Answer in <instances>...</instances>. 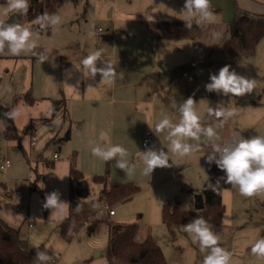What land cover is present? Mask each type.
Wrapping results in <instances>:
<instances>
[{
  "label": "rangeland",
  "instance_id": "rangeland-1",
  "mask_svg": "<svg viewBox=\"0 0 264 264\" xmlns=\"http://www.w3.org/2000/svg\"><path fill=\"white\" fill-rule=\"evenodd\" d=\"M58 1L57 11L47 12L59 14L61 24L55 34L50 29L41 31L36 49L37 52L49 49L44 63H39L31 54L12 56L7 51L0 54V114L16 107L22 113L15 122L8 120L0 124V217L18 228L31 248L44 250L48 246V254L56 259L52 258L51 264H94L99 257L108 258L107 223L99 222L94 231L87 226L104 216L109 217L110 222H137L146 228L162 246L168 264H202L204 254L198 243L184 232V225L176 228L173 237L163 222V203L166 198L179 197L186 208L194 207L195 195L203 189L207 178L206 157L212 151L210 143L202 136L198 152L184 158L170 155L171 166L154 169L150 177L142 174L143 164L137 152L163 147L167 151V131L155 134L148 124L154 129L161 113L172 111L179 116V103L190 96L196 102L204 126L218 123L214 115L208 113L210 107L215 108L220 103L237 109L235 117L216 128L220 136L218 143L230 140L235 133L245 139L264 136V24L259 26L260 38L254 54L242 55L233 62L221 58L215 63L211 60L194 63L191 57L184 58L178 42H172L167 47L169 53H165L162 42L156 44L149 40L150 21L181 19L178 15L185 3L181 0ZM211 2L215 4L211 5L215 20H234L239 8L235 7V0ZM3 6L5 3H0V7ZM22 22L31 23L26 13ZM114 34H118L117 41ZM181 45L188 47L185 43ZM96 49H103L104 58L113 62L119 74L114 83L101 82L99 74L95 80L89 79L83 68L81 60ZM148 51L156 53L153 68L157 67L161 74L172 72L165 78L166 84L179 73H189V84L185 79L174 82L157 98L161 109L156 118L149 104L138 102L152 98L153 86L145 84V77L149 75L142 73L155 61L149 59ZM164 53L166 56H161ZM225 65L255 79L253 92L242 97L207 92L205 85L210 82V74L218 73ZM92 84L103 91L102 106L91 105L89 86ZM28 93L35 99L33 103L27 101ZM61 96L67 100V117L45 120L51 115L50 98ZM167 102L170 107H165ZM113 112L116 115H112ZM9 129H15L20 137L8 138ZM68 129L72 136L66 140L63 137ZM101 130L109 133L113 144L128 150L129 163L137 165L133 175H125L115 168L114 161L104 162L92 155L91 143L98 141ZM148 131L153 132L154 139L149 147H144ZM34 136L37 140L32 145ZM187 142L195 143L190 139ZM56 151L58 159H54ZM8 160L10 165L3 168L1 165ZM73 168L81 169L88 179L91 192L87 197L71 192ZM96 174L107 175L109 182L134 183L140 190L131 198L110 205L115 210L113 215L105 212L97 216V211L104 208L107 201L100 198L105 184L94 179ZM52 191H58L61 200L69 204L63 219L57 217L50 221L51 210L42 206L46 193ZM89 196L90 199L82 200ZM223 200L226 205L223 222H230L214 231L219 245L232 253V264H264V258L251 252L252 242L264 237V193L243 197L238 188L232 186L224 190ZM79 201L81 207L77 211ZM93 203L99 207L94 208ZM64 224L74 228L70 239L62 233Z\"/></svg>",
  "mask_w": 264,
  "mask_h": 264
},
{
  "label": "clouds",
  "instance_id": "clouds-1",
  "mask_svg": "<svg viewBox=\"0 0 264 264\" xmlns=\"http://www.w3.org/2000/svg\"><path fill=\"white\" fill-rule=\"evenodd\" d=\"M28 7L29 0H5V6L0 7V17H4L0 19V54L5 51L12 56L31 54L42 64L47 60L49 49H44L41 52L36 51L39 47L40 32L50 29L55 34L61 24V16L57 13L45 12L37 16L30 24H24L15 19L12 23H6L11 14L20 13L24 16ZM178 17L184 21L185 27L188 29L192 28L193 22L210 24L215 21V14L211 10V0H185ZM211 35L213 38L219 39L221 34L213 31ZM81 64L89 79L95 80L99 74L101 82L111 84L118 78L119 74L111 59L104 58L103 49L90 52L81 60ZM209 79L210 82L205 85V90L226 97H242L252 93L256 86L255 79L230 70V65L221 67L216 74H210ZM195 103L191 96L179 103L178 122H173L167 114L162 113L161 118L155 123L154 129L148 124L155 134L167 131L168 145L167 151L163 147L161 149L148 148L145 151L137 152V157L143 164L142 174L150 177L154 169L170 167V155L184 158L198 152L199 141L203 136L212 148L206 157V162L209 165L214 163L224 173V176L219 180L237 187L239 194L243 197L250 198L264 193V136L254 135L245 139L240 133H235L230 140L218 143L220 136L217 134L216 128L223 127L225 122L235 117L237 109L231 106L225 107L220 103L215 108L210 107L207 111L210 115H214L218 123L215 126H204L201 123V116L197 113ZM21 115L19 107L11 108L0 114V124L8 120L15 122ZM189 139L195 143H188ZM90 151L93 156L104 162L114 161L115 168L124 172L125 175L131 176L135 173L137 165L129 163L128 150L120 144H113L107 131H100L98 141L91 143ZM88 199L90 196L82 200ZM80 201L76 207L77 211L81 207ZM42 206L44 209L51 210L49 216L51 221L57 217L63 219L69 204L61 200L58 191H52L46 193ZM93 207H99V204L93 203ZM229 222L228 220L224 221V223ZM183 230L194 243H198L200 252L204 254L202 264H232V253L219 245V237L203 216H195L183 226ZM48 249V246H45L44 250L37 247L33 264H49L53 256L48 254ZM251 252L254 256L264 258V237L257 238L252 242ZM94 264H109V261L107 258L99 257Z\"/></svg>",
  "mask_w": 264,
  "mask_h": 264
},
{
  "label": "trees",
  "instance_id": "trees-1",
  "mask_svg": "<svg viewBox=\"0 0 264 264\" xmlns=\"http://www.w3.org/2000/svg\"><path fill=\"white\" fill-rule=\"evenodd\" d=\"M5 3V0H0ZM58 0H29V7L26 12L31 22L39 15L47 11H57ZM7 23V21H6ZM264 24V15H251L238 8L233 21L230 22V36L222 45L221 52L224 60L233 62L242 55L255 53L260 38L259 26ZM150 25L157 29L160 34L168 38H183L188 35V28L184 21H150ZM27 101L33 103L34 98L27 95ZM51 99V115L45 120L57 117H67V100L64 96ZM31 129V128H30ZM8 138H19L20 135L15 129H9L6 133ZM72 131L68 129L63 139H71ZM224 173L212 165H207V181L203 186L202 193L205 198V208L196 210L184 206L179 197L166 198L163 203V222L171 230L173 237L176 235V228L185 225L195 216H203L212 226L213 231L224 226L223 216L226 205L223 200V191L231 188L232 185L225 184L219 180ZM94 179L105 184L100 193L101 200H106L107 205L127 200L139 192V186L134 183L109 182L107 175L96 174ZM71 192L87 197L90 194L88 179L81 169L73 168L71 171ZM219 180V182H217ZM74 181H78L74 184ZM99 222H106L109 229L108 240V261L109 264H168L162 246L150 235L143 238L141 227L137 222L121 223L110 222L109 217H101L92 221L88 228L94 231ZM62 233L71 238L73 227L62 225ZM71 229V231H70ZM36 249L29 246L28 240L20 235L19 229L8 225L0 217V264H33ZM51 264V262H49Z\"/></svg>",
  "mask_w": 264,
  "mask_h": 264
},
{
  "label": "crops",
  "instance_id": "crops-1",
  "mask_svg": "<svg viewBox=\"0 0 264 264\" xmlns=\"http://www.w3.org/2000/svg\"><path fill=\"white\" fill-rule=\"evenodd\" d=\"M211 5H215V4H213L211 2ZM234 5L236 8L239 7L240 10L246 11L247 13H249L251 15H264V0H235ZM229 12L231 15V13H232L231 7L229 9ZM166 19H178V18L166 17ZM228 19L229 18H227V20L218 19V20H215L213 23H210V24L209 23H200V24L194 23L192 28L189 29L188 35L186 37L178 38V39L168 38V37L163 36L162 34H160V32H158L157 29L153 28L149 22V32H148V35L150 37L149 40H150V43L155 42L156 44H158V42H162L163 46L165 47V49H164L165 53H169V51L167 50L168 49L167 47H169V45H171L172 42H174V41L178 42L177 43L178 48L181 52L184 53V58L186 60H189L191 57V59L194 61V63H196V62L203 63V62H206V60H211V63H215V62L220 61L221 58H224V55L222 54L221 49H222L223 42L227 38H229V36H230L229 25H230L231 21H228ZM179 20H181V19H179ZM169 21H173V20H169ZM213 31L219 32L221 34L219 39H215L212 37L211 33ZM123 37H125V35ZM114 38H115V41H117L118 34H114ZM183 40H186V41H183ZM148 43H149V41H148ZM181 43H185L188 47L184 48L183 45H181ZM165 53L161 56H166ZM148 57H149V59H152L155 61L152 65H150L151 68H147V70H143L142 73H147V75H149V77H145V84L147 86L148 85L153 86L152 94H151L152 98L151 99L150 98L142 99L138 102L149 104L150 105L149 110L151 111L152 116L156 118L157 113L161 109V106H158V104H157V98L160 95H162L164 92H166V88L169 87L170 85H172L174 82H180L181 80L184 81V79L186 81V80H188L187 79L188 77L184 78V79H179L180 76L182 75V73H179L178 77H175L172 81H170L168 84H166L165 78H167V76L170 77V74L172 72H169V73L164 72V74L159 73L157 67L153 68L154 65L156 64V53H153V52L150 53V51H148ZM150 74H152L151 76H153V77H150ZM189 83L190 82L188 80L186 82V84H189ZM103 86L107 87V86H105V84H103ZM90 90H91V94H90L91 105L102 106V103H103V96H102L103 91H102V89L98 90L97 86L92 84L90 87ZM111 91H113V90H111ZM115 91L116 90H114L113 93H115ZM108 93L111 95V92H108ZM164 97H166V96H164ZM51 98H53V97H51ZM170 105H171L170 102H167L165 107H170ZM68 113H69V110L67 111V115H68ZM112 115H116V113L113 112ZM167 115L170 117V119L173 120V122L179 120V116L176 115L172 111H169L167 113ZM146 136H147V134H146ZM152 143H153V141H152ZM206 171H207V168H206ZM206 181H207V178L205 180V183H206ZM199 192H202V190H200ZM193 203H194V207H192V209L193 208L195 209V198H194ZM148 234H150L152 236V234L149 233V231H147L146 228L141 227V234L138 237L141 239Z\"/></svg>",
  "mask_w": 264,
  "mask_h": 264
},
{
  "label": "built area",
  "instance_id": "built-area-1",
  "mask_svg": "<svg viewBox=\"0 0 264 264\" xmlns=\"http://www.w3.org/2000/svg\"><path fill=\"white\" fill-rule=\"evenodd\" d=\"M182 2H185V0H181ZM189 77V73L187 71H184V73H182V75L180 76L179 79H184V78H187ZM36 136L33 137V140H32V145H35L36 144ZM153 141V132L152 131H149L147 133V136L145 137L144 141H143V146L144 147H149L150 144L152 143ZM60 156H59V153L56 151L54 153V159H58ZM10 165V161L8 160L7 162L3 163L1 166L3 168H7V166ZM105 212H107L108 215H113L115 213V210L113 207H110L109 205H105L104 208L100 209L97 211V216H102V214H104ZM88 223V222H87ZM90 224V223H89ZM87 224V226L89 225ZM32 225V224H31ZM56 259L53 258V261H55Z\"/></svg>",
  "mask_w": 264,
  "mask_h": 264
},
{
  "label": "water",
  "instance_id": "water-1",
  "mask_svg": "<svg viewBox=\"0 0 264 264\" xmlns=\"http://www.w3.org/2000/svg\"><path fill=\"white\" fill-rule=\"evenodd\" d=\"M14 19L22 22L23 21V15H21L20 13L11 14L9 19L7 20V23H12V21ZM205 206H206V204H205L204 194L202 192L197 193L195 195V209L196 210L204 209Z\"/></svg>",
  "mask_w": 264,
  "mask_h": 264
}]
</instances>
